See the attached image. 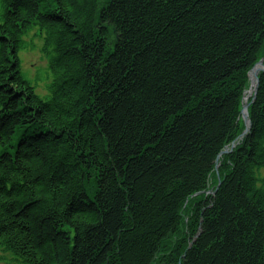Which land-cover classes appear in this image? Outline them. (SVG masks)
I'll return each mask as SVG.
<instances>
[{
  "label": "trees",
  "instance_id": "16d2710c",
  "mask_svg": "<svg viewBox=\"0 0 264 264\" xmlns=\"http://www.w3.org/2000/svg\"><path fill=\"white\" fill-rule=\"evenodd\" d=\"M33 23L48 101L19 67ZM262 57L264 0H0V244L22 264H264V70L205 192ZM26 119L49 130L11 156Z\"/></svg>",
  "mask_w": 264,
  "mask_h": 264
},
{
  "label": "rangeland",
  "instance_id": "374dc122",
  "mask_svg": "<svg viewBox=\"0 0 264 264\" xmlns=\"http://www.w3.org/2000/svg\"><path fill=\"white\" fill-rule=\"evenodd\" d=\"M44 32L41 30V28L33 23L31 27L22 33L21 38L23 41V44L21 48L18 50L17 56L19 59V67L21 72L23 73L24 77L30 84L31 91L41 100L48 101L51 98V91L49 88V84L52 82L53 74L51 72V69L49 68V62L51 57L53 56L52 51L50 48L45 49L44 48ZM257 64V61L254 63V65ZM250 79L248 78V84L245 88L248 89L250 87ZM258 88V84H257ZM254 89V88H253ZM257 89L252 90L250 101L247 103L246 106H243L246 110V108L249 109L250 105L253 103L255 96H256ZM247 111V110H246ZM23 122V121H22ZM26 124L22 123L23 125H19L17 129L15 130L13 141L10 143L11 149L10 155L13 156L14 152L16 151V147H18L19 144L22 142L27 141V139H33L37 138L39 135L38 132L46 133L48 132V128L42 125L37 126V122L30 121L29 119H26ZM244 122V121H243ZM39 127L38 129H36ZM244 129V125L242 126L241 130L235 135L236 137L226 146V148H222L220 152L218 153L216 159H215V169L216 172H214V178H212V183L216 186H218V182L221 180V175L219 173L220 168V162L221 158L228 155L230 152L221 151L223 149H229L231 144L232 148L235 147L236 142L240 141V138L242 136V131ZM243 137V136H242ZM3 150L0 148V157L3 155ZM13 152V153H12ZM216 181V182H215ZM211 191L214 190V188L210 187ZM205 192L209 193L208 190ZM201 192H196L194 195H197ZM192 195V196H194ZM187 219V217H186ZM186 222V221H185ZM184 228H182L183 231ZM185 232L184 234H186ZM68 235H70L68 233ZM177 243L176 241L172 244ZM171 243L168 244L166 252L169 253V249L172 246ZM165 256H158L156 259H153L151 262H147L146 264H167L164 260ZM113 261V260H112ZM0 264H22L19 262V260L15 259V256L13 255L12 250L4 248L2 244H0Z\"/></svg>",
  "mask_w": 264,
  "mask_h": 264
},
{
  "label": "bare ground",
  "instance_id": "6f19581e",
  "mask_svg": "<svg viewBox=\"0 0 264 264\" xmlns=\"http://www.w3.org/2000/svg\"><path fill=\"white\" fill-rule=\"evenodd\" d=\"M255 69V71L256 72H258L259 70V68H260V66L257 64V65H255V67H254ZM253 88H254V82H252V83H250V87H248V89H244L243 90V92H242V96H241V99H240V110H239V120H241L240 122H242V124L244 125V129H243V131H242V136L244 137L248 132H249V130H250V119H249V116H248V108H246V110H245V108L243 107V106H246L247 105V103L250 101L249 99H250V96H251V93H252V90H253ZM243 107V108H242ZM244 121V122H243ZM241 136V138H240V141L243 139V137ZM239 141H237V143H238ZM230 143V142H229ZM228 143V144H229ZM236 143V144H237ZM228 144H226V145H224V147L223 148H226V146L228 145ZM233 150V148H232V144H231V146H230V148L229 149H223L222 151H221V153L223 152V151H225V152H229V151H232ZM213 172H216V169L214 168V170H213ZM219 185H220V181L218 182V186H216L215 188H214V190L213 191H211V190H209L210 189V187L207 189L208 190V192L209 193H215L216 192V190L218 189V187H219ZM200 192L201 193H203V191L202 190H200ZM207 193V192H206Z\"/></svg>",
  "mask_w": 264,
  "mask_h": 264
},
{
  "label": "water",
  "instance_id": "95a60500",
  "mask_svg": "<svg viewBox=\"0 0 264 264\" xmlns=\"http://www.w3.org/2000/svg\"><path fill=\"white\" fill-rule=\"evenodd\" d=\"M257 64H261V61L259 63H257ZM249 73L255 78V87L253 89V90H255V89H257L258 78L256 76V72L254 71V68L253 67L250 69V72Z\"/></svg>",
  "mask_w": 264,
  "mask_h": 264
}]
</instances>
